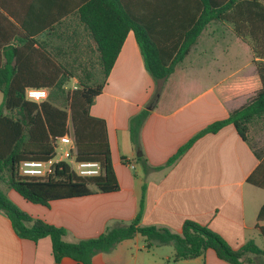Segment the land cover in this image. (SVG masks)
<instances>
[{
	"label": "crops",
	"instance_id": "obj_1",
	"mask_svg": "<svg viewBox=\"0 0 264 264\" xmlns=\"http://www.w3.org/2000/svg\"><path fill=\"white\" fill-rule=\"evenodd\" d=\"M142 20L153 36H172L179 16L163 6L192 4V0H118ZM86 0H0V48L20 45L17 34L34 39L67 69L98 62L97 46L81 23L79 8ZM9 21V23H8ZM235 35V44L206 41L209 29ZM13 25V26H12ZM220 27V29H221ZM204 43L197 47L199 39ZM183 63L157 94L158 86L145 68L135 33L130 31L102 90L90 109L93 117L105 120L111 160L120 190L52 201L49 206L33 204L0 183V189L22 211L67 231L65 240L95 238L107 228L130 223L144 198L142 226H157L181 233L187 220L209 227L234 250L249 241L257 245L264 235L258 215L264 207V189L248 179L264 161V116L249 124L244 141L233 124L208 133L173 165L145 171L138 160L151 167L163 166L196 134L224 120L244 106L262 88L252 47L239 44L232 24L212 22L200 35ZM243 40V39H242ZM251 52L249 60L245 53ZM100 68V67H99ZM85 83H96L86 76ZM76 75L69 82H76ZM68 82V83H69ZM67 83V84H68ZM66 84V85H67ZM181 85L180 99L168 91ZM49 91V89H48ZM150 108V109H148ZM143 109L149 116L141 129L139 144L130 137V119ZM129 164H133L132 169ZM264 175V169L259 172ZM137 235L121 242L109 253H99L92 264H168L157 249ZM259 247V246H258ZM264 250V247H259ZM175 255V254H174ZM242 264H264V256L248 254ZM174 258V256H173ZM176 264H230L209 249L193 260ZM0 264H55L49 237L37 242L20 238L8 216L0 211ZM61 264H82L65 257Z\"/></svg>",
	"mask_w": 264,
	"mask_h": 264
},
{
	"label": "trees",
	"instance_id": "obj_2",
	"mask_svg": "<svg viewBox=\"0 0 264 264\" xmlns=\"http://www.w3.org/2000/svg\"><path fill=\"white\" fill-rule=\"evenodd\" d=\"M184 1V0H182ZM192 4L163 6L166 13L179 16L172 22V36H153L142 20L134 17L118 0H86L78 10L81 23L90 31L97 46L101 83L80 82L72 91L65 90L74 77L72 71L57 61L53 55L37 45L36 40L18 36L20 45L0 48V183L15 190L33 204L49 206L52 201L89 196L95 188L100 193L120 190L111 160L108 129L105 120L93 117L90 109L113 69L122 45L130 31L136 36L146 70L156 85L157 94L164 83L173 76L192 48L212 22L232 24L240 39H249L253 63L257 66L262 88L241 108L228 118L216 121L196 134L179 148L165 165L151 167L143 158L145 171L160 170L173 165L202 136L217 133L233 124L246 141L249 124L264 116V0H192ZM9 23V21H8ZM13 26V25H12ZM250 59V58H249ZM87 78V77H86ZM29 88L50 90L46 101L36 104L26 99ZM170 94L180 99L181 85H171ZM143 109L130 119V137L139 144L141 129L149 116ZM72 125L76 143V161H98L102 173L97 177L82 178L71 170L67 163L54 167V174L47 179H28L18 173V165L25 160L48 161L55 155L52 139L64 136ZM264 161L248 179L249 183L264 189ZM144 198L140 202L137 216L128 224L109 227L98 237L67 242V231L34 218L22 211L0 189V211L10 219L16 234L22 239L37 242L49 237L55 264L68 257L82 264H92L99 253H109L121 242L140 235L149 247L173 245L175 260H193L207 250L215 251L218 258L230 264L249 261L248 254L264 256V250L249 241L239 250L232 249L225 240L209 227L187 220L181 233L157 226H142ZM264 221V207L258 215ZM264 235V228H260Z\"/></svg>",
	"mask_w": 264,
	"mask_h": 264
},
{
	"label": "built area",
	"instance_id": "obj_3",
	"mask_svg": "<svg viewBox=\"0 0 264 264\" xmlns=\"http://www.w3.org/2000/svg\"><path fill=\"white\" fill-rule=\"evenodd\" d=\"M49 97L46 88H29L26 90V99L40 104ZM55 146V155L48 161L25 160L18 165L20 176L28 179H47L54 174V167L60 163H67L74 173L82 178L97 177L102 173L101 164L98 161H76V143L73 132H67L64 136L52 139ZM133 169L134 165L129 164Z\"/></svg>",
	"mask_w": 264,
	"mask_h": 264
},
{
	"label": "rangeland",
	"instance_id": "obj_4",
	"mask_svg": "<svg viewBox=\"0 0 264 264\" xmlns=\"http://www.w3.org/2000/svg\"><path fill=\"white\" fill-rule=\"evenodd\" d=\"M217 27L219 28V32L218 31H213L212 29H209L206 33V41H208V39L211 37L212 38H215L217 41L220 42V44L224 43V44H228V45H234L235 44V35L232 34V33H229V31H226L225 29H223V27H221L219 25V23H217L216 25H214V28ZM221 27V29H220ZM209 34H210V37H209ZM209 37V38H208ZM204 39L203 37H201L199 39V42H198V45L197 47L200 48L201 46H203L204 43ZM239 44L241 45H246L247 43L249 45L250 44V41L249 39H238L237 41ZM249 55H251V52L249 51V53H245V60H249ZM98 65V62L96 61V64L93 63L92 61L91 62H86L84 65H79L78 67H75V65H73L71 68H70V71H72V73L74 75H76L77 79H76V82H69L66 86H65V90L67 91H72L74 89H76V87L79 86V83L80 82H86L87 79H86V76H91V78H93V80H96V83H101L103 81V76L102 74L100 73V68L99 66H96ZM188 65V61H186V63H183L181 65V67H185ZM49 94H50V90H49ZM3 103V95L2 93H0V107ZM68 131L69 132H73V128H72V125L69 123L68 125ZM141 240H144L143 237H140ZM257 245L259 247H264V237L263 236H259L257 237ZM156 253L158 255V258H163L164 261L166 262L167 259L166 257H169V262L168 264H176V262L174 261V254H175V249H174V246L173 245H163L162 248L160 249H157L156 250Z\"/></svg>",
	"mask_w": 264,
	"mask_h": 264
},
{
	"label": "water",
	"instance_id": "obj_5",
	"mask_svg": "<svg viewBox=\"0 0 264 264\" xmlns=\"http://www.w3.org/2000/svg\"><path fill=\"white\" fill-rule=\"evenodd\" d=\"M148 109H150V108H148Z\"/></svg>",
	"mask_w": 264,
	"mask_h": 264
}]
</instances>
